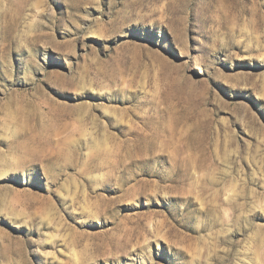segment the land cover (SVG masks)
<instances>
[{"label":"rangeland","instance_id":"obj_1","mask_svg":"<svg viewBox=\"0 0 264 264\" xmlns=\"http://www.w3.org/2000/svg\"><path fill=\"white\" fill-rule=\"evenodd\" d=\"M0 264H264V0H0Z\"/></svg>","mask_w":264,"mask_h":264}]
</instances>
